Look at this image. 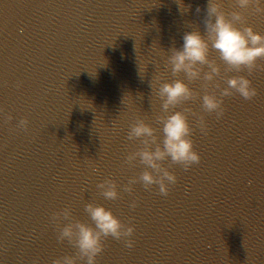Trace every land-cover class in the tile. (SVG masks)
<instances>
[{
  "label": "clouds",
  "instance_id": "1",
  "mask_svg": "<svg viewBox=\"0 0 264 264\" xmlns=\"http://www.w3.org/2000/svg\"><path fill=\"white\" fill-rule=\"evenodd\" d=\"M177 3L181 12L188 10L183 0H177ZM223 4L224 0H207L203 33L199 28L185 32L182 45L173 46L166 55V65L177 78L170 82H157L155 94L160 104V115L155 122L157 126L144 119H136L127 134L128 141H139L140 144L138 150L127 155L125 164L131 168L142 167L143 171L122 186L112 179L98 184L100 195L106 200L120 199L121 189L134 195L137 184H142L145 191L158 188L159 195L168 196L178 183V177L170 171L171 166L179 165L188 171L201 163L193 136L196 128L202 134L207 133L205 117L192 113L190 108H181L197 95L190 86L192 82L203 81L204 94L200 96L202 112L214 114L217 120L225 115L223 97L238 94L245 100H252L257 96L251 79L244 75L228 78L227 87L219 93L209 91L221 76L220 65L210 58L213 51L228 69L238 72L248 70L250 73L252 69L261 67L259 61L264 60V34L248 26L244 15V11H248L252 15L264 16V0H234V8L243 11L226 12ZM202 11L200 7L196 8L197 14ZM181 74L186 80L179 78ZM190 116L196 117V127ZM29 125L30 122L24 119L19 121L17 128L28 131ZM169 161L166 167L165 162ZM93 171L98 169L93 168ZM139 205V200L133 199L129 207L135 210ZM84 211L90 223L76 219L71 207L52 214L50 222L56 227L58 241L61 244L66 241L76 250L75 255L62 256L52 264H97L109 238L122 241L127 249L135 247L136 227L131 220L125 224L113 211L96 203H87Z\"/></svg>",
  "mask_w": 264,
  "mask_h": 264
},
{
  "label": "snow or ice",
  "instance_id": "2",
  "mask_svg": "<svg viewBox=\"0 0 264 264\" xmlns=\"http://www.w3.org/2000/svg\"><path fill=\"white\" fill-rule=\"evenodd\" d=\"M224 3L225 4H229L230 3V0H224Z\"/></svg>",
  "mask_w": 264,
  "mask_h": 264
}]
</instances>
